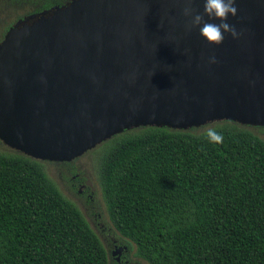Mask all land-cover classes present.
<instances>
[{
    "label": "water",
    "instance_id": "1",
    "mask_svg": "<svg viewBox=\"0 0 264 264\" xmlns=\"http://www.w3.org/2000/svg\"><path fill=\"white\" fill-rule=\"evenodd\" d=\"M184 6L69 0L17 18L0 39V143L62 162L138 127H264V0H235L242 35L219 45L186 29Z\"/></svg>",
    "mask_w": 264,
    "mask_h": 264
},
{
    "label": "trees",
    "instance_id": "2",
    "mask_svg": "<svg viewBox=\"0 0 264 264\" xmlns=\"http://www.w3.org/2000/svg\"><path fill=\"white\" fill-rule=\"evenodd\" d=\"M66 1L0 0V39L17 18ZM244 126L215 122L209 128L224 136L215 145L204 138L208 128L154 126L98 144L101 201L135 256L147 264H264V140ZM42 162L0 150V264H107L98 236Z\"/></svg>",
    "mask_w": 264,
    "mask_h": 264
},
{
    "label": "rangeland",
    "instance_id": "3",
    "mask_svg": "<svg viewBox=\"0 0 264 264\" xmlns=\"http://www.w3.org/2000/svg\"><path fill=\"white\" fill-rule=\"evenodd\" d=\"M20 14V12H18ZM218 122V121H217ZM215 122L208 123L199 127H196L193 129L195 132H199L202 130H205L211 126L214 125ZM247 130L251 131L255 135H257L259 138L264 140V128L259 127V126H244ZM5 148L4 145L0 144V150H3ZM7 148V147H6ZM100 153V148L99 145L84 152L82 155L76 157L73 159V161L70 163V165L73 167L71 169L72 173H79L81 177H83V182L89 186L95 188L97 185L96 182V168H97V159H98V154ZM44 171L46 175L50 178V180L54 183L58 191L69 201H71L81 212L82 216L90 226V228L94 231V233L98 236L99 240L101 241V244L104 246V248L110 249L109 246H107L106 241L104 240V237L108 238L107 232H104V236L99 232V227L98 225H93L91 223L92 217L88 215V212L84 211L81 206H79L78 200L71 194H67L64 185L67 184L65 182L66 179L69 178L71 173H68V167L69 165L57 163V162H49V161H43L42 162ZM70 170V169H69ZM62 178V180H60ZM89 211H96L100 212V218H98V222H103L106 224V226L110 227V236L116 238L117 240H121V242H124V239L118 234V232L112 227L109 218L107 216V213L104 208V204L101 201V206L100 207H94L93 209H88ZM126 257L131 261L133 264H147L144 260L141 258L135 256L134 254V247L131 245L130 249L125 252Z\"/></svg>",
    "mask_w": 264,
    "mask_h": 264
},
{
    "label": "clouds",
    "instance_id": "4",
    "mask_svg": "<svg viewBox=\"0 0 264 264\" xmlns=\"http://www.w3.org/2000/svg\"><path fill=\"white\" fill-rule=\"evenodd\" d=\"M184 8L182 14L185 17H190L185 27L191 30L192 27L202 25L199 28V35L204 38L207 43L219 45L224 41V34L228 33L233 39H238L241 32H238L235 26L230 25L226 21L229 15L235 16L237 8L235 7V0H204L203 13H196L192 8V0H184ZM211 19H218L219 24L205 22L204 16ZM210 63H215V57L209 58ZM204 138L210 144H222L224 141L223 133L214 128H208L204 133Z\"/></svg>",
    "mask_w": 264,
    "mask_h": 264
},
{
    "label": "flooded vegetation",
    "instance_id": "5",
    "mask_svg": "<svg viewBox=\"0 0 264 264\" xmlns=\"http://www.w3.org/2000/svg\"><path fill=\"white\" fill-rule=\"evenodd\" d=\"M73 161H62L57 162L65 165H69L68 167V173H71L69 178L65 180L67 184L64 185V188L67 192V194L73 195L79 202V206L83 208L84 211L88 212L89 217H92L91 223L93 225H98L99 232L104 236V232H107L110 234V227L106 226L103 222H98V218H100L101 213L96 212L94 210L89 211L90 209H93L94 207H100L101 206V197L99 194L98 187L95 188L87 186L83 181V177L79 175V173L75 172L72 173L71 169L73 168L70 163ZM70 169V170H69ZM62 180V178L60 179ZM63 181V180H62ZM108 234V238L104 237V240L107 243V246H109L110 249H107V258L108 262L107 264H133L129 259L126 257L125 252H127L128 248L125 244H123L121 241L117 240L116 238L110 236ZM121 247L119 251H117V248ZM137 264V263H136Z\"/></svg>",
    "mask_w": 264,
    "mask_h": 264
}]
</instances>
